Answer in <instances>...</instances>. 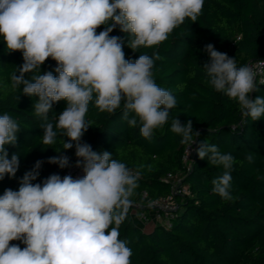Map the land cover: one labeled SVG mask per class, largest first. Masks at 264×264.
I'll return each instance as SVG.
<instances>
[{
    "label": "clouds",
    "instance_id": "1",
    "mask_svg": "<svg viewBox=\"0 0 264 264\" xmlns=\"http://www.w3.org/2000/svg\"><path fill=\"white\" fill-rule=\"evenodd\" d=\"M203 5L204 0H0V37L9 53L19 51L23 56L11 86L20 95L38 97L33 109L43 122L42 144H55L58 135L67 138L62 149L75 147L74 167L84 173L77 178L52 174L42 183H33L44 163L38 160L24 173L18 191L4 190L0 264H131L132 250L126 240L119 239V229L133 206L131 197L141 173L112 153H98L82 142L90 127L85 117L90 103L109 114L122 109L129 127L139 123L141 136L151 139L177 106L171 91L159 87L153 78L159 54L126 59L121 38L110 34L117 28L129 34L127 46L133 52L152 48L167 40L186 18L196 22ZM102 25L104 30L97 34ZM203 51L209 60L202 70L212 88L237 101L243 116L252 121L264 117V96H251L259 91L257 71L249 65L238 67L235 58L212 44ZM49 58L56 62L57 75L53 71L41 74ZM60 101L66 106L54 125L49 113ZM170 130L188 150L200 136L191 120L182 124L177 117ZM20 131L11 115H0V181L16 177L19 155L9 159L6 146H16ZM195 151L208 164L223 166V175L212 181V191L231 200L234 157L204 141ZM246 159L253 157L249 154ZM47 163L64 169L70 166V158L61 153Z\"/></svg>",
    "mask_w": 264,
    "mask_h": 264
},
{
    "label": "trees",
    "instance_id": "2",
    "mask_svg": "<svg viewBox=\"0 0 264 264\" xmlns=\"http://www.w3.org/2000/svg\"><path fill=\"white\" fill-rule=\"evenodd\" d=\"M102 30L103 25L97 34ZM110 35L121 38L125 58L131 61L157 52L160 58L155 60L153 78L177 101L168 122L155 129L151 139L141 136L139 123L129 127L122 109L109 114L90 103L85 117L90 127L82 142L98 153H112L113 158L141 173L139 187L131 197L133 206L119 229V239L126 240L132 250L131 264H264V117L252 121L243 116L238 102L216 92L202 70L209 60L203 51L207 44L238 61L264 59V0H204L196 22L186 18L167 40L137 52L127 46L129 34L117 28ZM22 63V53H9L0 37V115H11L21 129L16 146H6L9 159L19 155L20 166L15 178L0 181V195L8 188L18 191L24 173L38 160L44 163L33 183H42L52 174L63 177L68 169L47 163L48 158L63 153L70 158V165L77 159L75 147L66 152L62 149L67 139L63 136L58 135L53 145L42 144L43 122L33 109L38 97L20 95V90L11 86V76ZM56 66L49 58L41 66V74L53 71L57 75ZM256 83L259 91L251 94L253 99L264 96V75ZM65 106V101L53 105L49 121L54 125ZM175 117L182 124L191 120L194 131L200 132L195 149L204 141L234 157L231 200L212 191V181L223 175V166L208 164L196 151L192 164L184 163L187 145L170 130ZM249 154L251 161L246 159ZM170 173L182 174L189 193L177 197L179 208L169 223L154 220L143 224L135 215L136 208L150 212L146 207L149 202L170 193L166 179ZM11 243L25 247L19 241Z\"/></svg>",
    "mask_w": 264,
    "mask_h": 264
},
{
    "label": "built area",
    "instance_id": "3",
    "mask_svg": "<svg viewBox=\"0 0 264 264\" xmlns=\"http://www.w3.org/2000/svg\"><path fill=\"white\" fill-rule=\"evenodd\" d=\"M249 66H252L257 71V78H261L264 75V59L259 58L250 62ZM189 151V152H188ZM195 144H193L189 150L188 146L184 149L182 159L187 166L192 164L195 158ZM190 163V165H188ZM75 162L72 163L68 169L63 173L65 175H72L73 178L82 177L83 171L79 168L74 167ZM166 179L170 182V193L161 196L147 204V208L150 212L143 208H136L135 215L137 219L143 224H148L151 221H158L163 223H169L175 212L179 208L177 197L189 193V187L183 182L182 174H168Z\"/></svg>",
    "mask_w": 264,
    "mask_h": 264
},
{
    "label": "rangeland",
    "instance_id": "4",
    "mask_svg": "<svg viewBox=\"0 0 264 264\" xmlns=\"http://www.w3.org/2000/svg\"><path fill=\"white\" fill-rule=\"evenodd\" d=\"M230 58H234L233 56L232 57H230ZM236 59V58H235ZM252 61L253 60H237L236 59V62H237V66H245V65H249L250 64V62L252 63ZM188 165H190V163H188Z\"/></svg>",
    "mask_w": 264,
    "mask_h": 264
},
{
    "label": "crops",
    "instance_id": "5",
    "mask_svg": "<svg viewBox=\"0 0 264 264\" xmlns=\"http://www.w3.org/2000/svg\"><path fill=\"white\" fill-rule=\"evenodd\" d=\"M11 243V242H10Z\"/></svg>",
    "mask_w": 264,
    "mask_h": 264
}]
</instances>
